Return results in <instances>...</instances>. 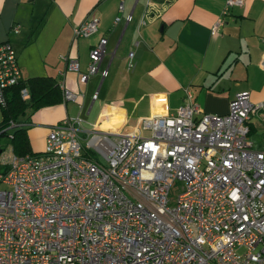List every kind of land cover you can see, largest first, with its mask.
I'll return each mask as SVG.
<instances>
[{"label":"built area","instance_id":"built-area-1","mask_svg":"<svg viewBox=\"0 0 264 264\" xmlns=\"http://www.w3.org/2000/svg\"><path fill=\"white\" fill-rule=\"evenodd\" d=\"M241 4L224 0L210 33ZM97 27L95 17L85 19L72 37ZM105 44L99 37L90 47L84 72L62 57L78 82L106 76ZM258 66L264 72V55ZM20 79L14 50L1 41L0 107L4 89ZM60 89L63 102L75 99ZM19 94L27 100L24 87ZM227 106L223 115L201 112L185 91L173 111L130 127L107 131L66 116L37 153L15 154L9 144L0 159V264H264V148L248 138L264 101L240 91ZM25 126L9 121L3 131Z\"/></svg>","mask_w":264,"mask_h":264},{"label":"crops","instance_id":"crops-1","mask_svg":"<svg viewBox=\"0 0 264 264\" xmlns=\"http://www.w3.org/2000/svg\"><path fill=\"white\" fill-rule=\"evenodd\" d=\"M223 5L224 0H0V42L7 40L12 46L21 79L52 76L59 87L76 94L73 101L43 106L18 118L30 123L25 126L30 150L41 151L52 124L88 114L99 96L102 101L92 124L107 131L135 125L139 117L173 111L185 91L199 111L218 115L227 113L228 102L240 91L248 92L251 103L264 101V72L258 66L264 55V0H242L240 6L229 7L211 34ZM127 14L131 19L125 23ZM91 17L98 20L97 31L73 38L71 29ZM174 23L178 24L170 32ZM99 37L106 39L100 68H107V74H94L80 83L62 57L75 59L84 72L88 51ZM105 80L103 97L111 88L117 95L103 100ZM260 123V112L250 116L248 138L255 149L264 148V128L255 134Z\"/></svg>","mask_w":264,"mask_h":264},{"label":"trees","instance_id":"trees-1","mask_svg":"<svg viewBox=\"0 0 264 264\" xmlns=\"http://www.w3.org/2000/svg\"><path fill=\"white\" fill-rule=\"evenodd\" d=\"M25 88L27 100L20 97L19 90ZM5 103L0 107V135L9 121H17L28 107L31 112L48 105L62 101V91L57 80L52 76H32L20 79L15 84L4 89ZM9 134L10 145L15 154L37 153L29 148L25 127H13Z\"/></svg>","mask_w":264,"mask_h":264},{"label":"rangeland","instance_id":"rangeland-1","mask_svg":"<svg viewBox=\"0 0 264 264\" xmlns=\"http://www.w3.org/2000/svg\"><path fill=\"white\" fill-rule=\"evenodd\" d=\"M168 64L171 65V60H167ZM176 74H178V71L176 69H172ZM105 82L106 80L103 82L102 84V89H101V96L104 99H107V98H112V97H115L117 95V93L115 92V90H113V88H111V92L108 93L107 96H104L103 97V89L106 87L105 86ZM102 99L101 97L99 96V99L97 101H95L92 106H91V109L89 111L88 114H84V112L81 113V118L86 122L84 123V127H87L88 124H92L94 121H95V118H96V115H97V112H98V109H99V104L101 103ZM141 105H139V107H144L145 104H144V100L142 99V102H140ZM88 105V101H85L84 104H83V109H85ZM138 107V108H139ZM77 112V108L73 106L72 108V113L73 115ZM29 113H31V110L27 107L24 111V113L22 115H20L19 118H22L24 119L26 116L29 115ZM0 119H1V114H0ZM27 123H28V126L30 125L29 121L25 120ZM132 122V119H129L128 120V124H130ZM259 127H257L256 131H255V134H259L260 131H262V129L264 128V123H260V125H258ZM11 130L8 129L5 131V133L1 134L0 135V159L1 157H4L6 156L7 154H9V150H8V145L10 144V140H9V134H10ZM254 138H256L257 136L256 135H253ZM82 141V140H81Z\"/></svg>","mask_w":264,"mask_h":264},{"label":"water","instance_id":"water-1","mask_svg":"<svg viewBox=\"0 0 264 264\" xmlns=\"http://www.w3.org/2000/svg\"><path fill=\"white\" fill-rule=\"evenodd\" d=\"M176 24H178V23H174V24L172 25V27L169 29L170 32L174 29V27H176Z\"/></svg>","mask_w":264,"mask_h":264}]
</instances>
